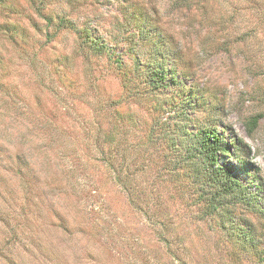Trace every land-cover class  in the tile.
I'll return each instance as SVG.
<instances>
[{
    "label": "rangeland",
    "instance_id": "374dc122",
    "mask_svg": "<svg viewBox=\"0 0 264 264\" xmlns=\"http://www.w3.org/2000/svg\"><path fill=\"white\" fill-rule=\"evenodd\" d=\"M13 1L0 6V264H261L264 236L245 253L226 227L264 234V219L207 214L186 159L191 135L215 129L221 165L264 205V0H47L51 25ZM83 27L105 55L80 47ZM175 48L178 68L150 84L152 53Z\"/></svg>",
    "mask_w": 264,
    "mask_h": 264
},
{
    "label": "trees",
    "instance_id": "16d2710c",
    "mask_svg": "<svg viewBox=\"0 0 264 264\" xmlns=\"http://www.w3.org/2000/svg\"><path fill=\"white\" fill-rule=\"evenodd\" d=\"M29 1L37 14L46 15L49 13L52 15L44 16V19L49 25L55 21L53 15L54 11L51 9L47 0ZM205 1L206 0H172V6L176 11L183 9H187L188 11L194 9L196 11H199L200 9L206 10L208 5ZM0 6L1 8L12 9L13 11H16L17 9L13 0H0ZM69 23H71V21H66V18L62 17L60 19L58 18L54 25L57 26L58 29H64ZM71 26L73 28L77 27L74 23H72ZM77 31L79 34L78 41L80 47L85 48L89 53L97 55L106 54V50L103 49L105 43L98 38L90 37L86 27ZM14 32L15 31H12L8 36L6 35V38L9 39L12 44L13 42H16V35ZM157 49H159V46ZM177 53L178 51L175 48L173 52L167 53L162 59L159 57L160 51L156 50L152 53V63L147 65L144 72V76L150 84L164 83L165 78L168 75L167 71L170 72L178 68L177 64L179 61H177ZM167 57L169 60L173 59V63H171L170 67L161 63V60L166 59ZM2 60V57H0V66L3 67L5 73L8 74V65L4 61L2 62ZM137 61H139V59H137ZM139 66H141L140 63ZM2 75L3 74L0 73V94L4 96L5 81H3L4 78H2ZM3 100V102L6 103V100ZM261 116L262 115L260 114L255 115L250 124L255 126ZM10 121L11 123L14 122L13 117H10ZM7 125L9 124L5 123V126ZM4 127H0V129L6 130ZM191 136L193 137V142L190 149L191 151H194V154L186 159V164L192 171L190 173L191 176L187 173L186 177L190 176L188 179V186H196V189H198V200L204 203V206L206 207L205 212L209 215L232 214L236 211L237 205H240L245 211H252L260 219H264V205H260V203L257 202L256 196L249 192L247 187L241 183L235 175L231 174L223 165H221L218 155L222 152H227V150L226 147L221 144L218 132L211 127H204L201 131H197ZM241 222L242 224L238 220L227 226L226 233L230 236L231 241H233L237 249L245 253H253L258 256L261 255V237L264 236V234H258L255 227L251 225L249 221L245 222V220H242ZM262 258L260 263L264 264V257Z\"/></svg>",
    "mask_w": 264,
    "mask_h": 264
}]
</instances>
